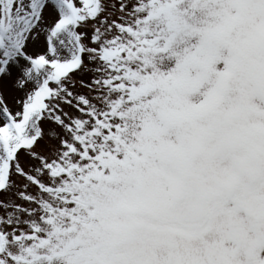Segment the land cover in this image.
Returning a JSON list of instances; mask_svg holds the SVG:
<instances>
[{
  "label": "snow or ice",
  "instance_id": "6c2138e0",
  "mask_svg": "<svg viewBox=\"0 0 264 264\" xmlns=\"http://www.w3.org/2000/svg\"><path fill=\"white\" fill-rule=\"evenodd\" d=\"M0 264H264V0H0Z\"/></svg>",
  "mask_w": 264,
  "mask_h": 264
}]
</instances>
